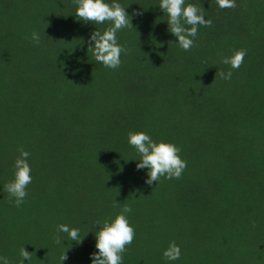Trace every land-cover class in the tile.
Wrapping results in <instances>:
<instances>
[{
    "label": "trees",
    "instance_id": "obj_1",
    "mask_svg": "<svg viewBox=\"0 0 264 264\" xmlns=\"http://www.w3.org/2000/svg\"><path fill=\"white\" fill-rule=\"evenodd\" d=\"M115 2L133 28L117 33L128 52L111 70L88 52L110 25L79 20L73 0H0V256L21 264L24 247L35 255L23 264H61L66 251L63 264H92L97 222L127 204L136 235L123 264H264V0H185L212 20L187 52L160 0ZM240 49L242 66L221 79ZM129 132L179 147L181 178L147 185ZM20 147L32 182L15 207L4 186ZM60 224L82 242L55 244ZM173 241L181 257L166 261Z\"/></svg>",
    "mask_w": 264,
    "mask_h": 264
},
{
    "label": "clouds",
    "instance_id": "obj_2",
    "mask_svg": "<svg viewBox=\"0 0 264 264\" xmlns=\"http://www.w3.org/2000/svg\"><path fill=\"white\" fill-rule=\"evenodd\" d=\"M73 2L78 6L75 15L79 20L85 23L110 25L103 32L96 30L90 35L88 52H91L96 62L105 68L118 69L121 65V54H127L128 49L118 43L117 33L125 28H133L132 17L128 15L126 8L115 0L111 4L106 3L105 0H73ZM216 4L220 9L237 6L235 0H216ZM159 9L168 17L169 33L176 38V44L180 49L186 52L195 46L194 41L199 28L212 26V20L205 19L201 7L192 3L186 5L185 0H160ZM132 15H142V13L134 12ZM31 39L36 45L40 44V35L37 32L31 33ZM246 55L247 49H240L230 57H223L221 63L230 65V70L227 73L218 71L216 75L221 79L231 80L233 71L239 70ZM128 143L141 157L136 164L137 170H148V179L145 183L149 186L154 182L157 183L162 177L169 180L179 179L187 167V162L180 157L181 149L175 144L154 142L144 132H129ZM17 150L20 155L14 162V179L4 188L9 194V202H14L15 207H20L28 196L27 187L32 182V169L28 163L30 153L23 147ZM131 212V207L125 204L114 220L104 221L102 225L97 222L99 226V230L95 233L97 251L91 255L92 264H123V254L136 235L135 229L127 219V214ZM60 233H66L69 239L78 241V244L83 240L80 238L78 228L60 224L53 238L57 245L62 243ZM66 253L67 251L60 256L61 264L68 259ZM19 255L23 264L24 261H30L35 253H29L21 247ZM163 257L166 261L180 259L181 249L175 241L169 244L163 252ZM0 264H11V261L5 256H0Z\"/></svg>",
    "mask_w": 264,
    "mask_h": 264
}]
</instances>
